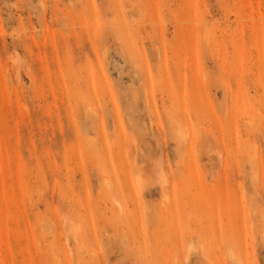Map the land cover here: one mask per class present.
<instances>
[{"label": "rangeland", "instance_id": "obj_1", "mask_svg": "<svg viewBox=\"0 0 264 264\" xmlns=\"http://www.w3.org/2000/svg\"><path fill=\"white\" fill-rule=\"evenodd\" d=\"M0 264H264V0H0Z\"/></svg>", "mask_w": 264, "mask_h": 264}]
</instances>
